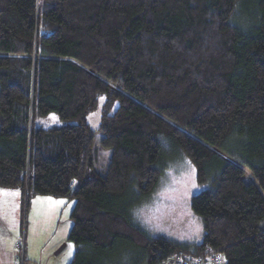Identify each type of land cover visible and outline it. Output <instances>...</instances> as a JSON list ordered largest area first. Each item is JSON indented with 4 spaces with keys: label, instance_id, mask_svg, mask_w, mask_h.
Here are the masks:
<instances>
[{
    "label": "trees",
    "instance_id": "16d2710c",
    "mask_svg": "<svg viewBox=\"0 0 264 264\" xmlns=\"http://www.w3.org/2000/svg\"><path fill=\"white\" fill-rule=\"evenodd\" d=\"M0 54V188L26 193V209L35 194L74 200L67 264L206 248L264 264V0H0ZM54 112L58 124L35 123ZM159 135L202 187L193 246L132 220L161 172Z\"/></svg>",
    "mask_w": 264,
    "mask_h": 264
},
{
    "label": "rangeland",
    "instance_id": "374dc122",
    "mask_svg": "<svg viewBox=\"0 0 264 264\" xmlns=\"http://www.w3.org/2000/svg\"><path fill=\"white\" fill-rule=\"evenodd\" d=\"M99 118L98 106L87 117L94 130L99 126ZM35 123L42 128L50 127L58 124V118L54 112L37 118ZM95 132L94 144L99 146L101 132ZM158 139L164 152L160 162L161 172L155 189L136 208L132 220L148 236L193 246L201 242L203 228L200 218L191 210L190 201L192 194L200 192L202 187L196 183L194 164L179 150L173 149L167 136L159 135ZM98 148L99 162L96 166L100 173H104L110 154L108 150ZM243 170L244 181L255 183L251 170L247 167H243ZM25 194L21 195L18 189L0 188V264H17L21 249L25 250L28 264H67L75 249L68 239L72 225L69 214L74 200L35 194L29 196L26 209ZM4 236L8 237L4 246L12 254L8 250H1ZM62 245L60 252L54 254ZM211 251L210 248L205 249L207 253ZM172 257L185 264H191L190 261L195 259V256L180 252L173 253ZM166 260L157 264H165ZM195 264L209 263L198 260Z\"/></svg>",
    "mask_w": 264,
    "mask_h": 264
},
{
    "label": "built area",
    "instance_id": "2783aa9c",
    "mask_svg": "<svg viewBox=\"0 0 264 264\" xmlns=\"http://www.w3.org/2000/svg\"><path fill=\"white\" fill-rule=\"evenodd\" d=\"M211 252H205V254L200 257V258H195L197 260H193L190 261L191 264H195L196 261L200 260L201 262H205L209 263V264H225V260L223 258V256L218 253L216 250L211 249ZM20 251V248H18V252ZM21 254L19 255V258H17V264H28V262L26 261V258L24 256L25 250L21 249ZM209 254H211V256H209ZM173 258V257H172ZM170 258L167 259L165 264H185V263H179L176 258Z\"/></svg>",
    "mask_w": 264,
    "mask_h": 264
},
{
    "label": "crops",
    "instance_id": "0c3cea01",
    "mask_svg": "<svg viewBox=\"0 0 264 264\" xmlns=\"http://www.w3.org/2000/svg\"><path fill=\"white\" fill-rule=\"evenodd\" d=\"M7 238H8L7 236H4V238L2 239V243H1V244H2V247H1V248H2V249H1V250H4V249H5L6 251L8 250V252L11 253V250H9L8 248H5V246H4V245H6V240H7ZM11 254H12V253H11ZM9 262H10V259H9ZM8 264H9V263H8ZM35 264H36V263H35Z\"/></svg>",
    "mask_w": 264,
    "mask_h": 264
},
{
    "label": "water",
    "instance_id": "95a60500",
    "mask_svg": "<svg viewBox=\"0 0 264 264\" xmlns=\"http://www.w3.org/2000/svg\"><path fill=\"white\" fill-rule=\"evenodd\" d=\"M222 158L224 157L225 159H227V157L224 155V154H222L220 151H216ZM64 245H62V246H60V248L58 249V250H56L55 252H54V254H57V253H59L60 252V250H61V248L63 247Z\"/></svg>",
    "mask_w": 264,
    "mask_h": 264
}]
</instances>
